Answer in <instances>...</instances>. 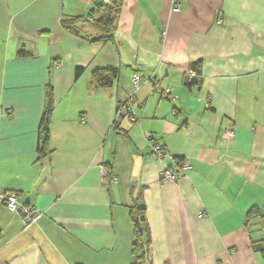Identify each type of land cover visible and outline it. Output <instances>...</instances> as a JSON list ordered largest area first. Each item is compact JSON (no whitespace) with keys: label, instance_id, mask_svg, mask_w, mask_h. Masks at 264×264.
Segmentation results:
<instances>
[{"label":"crops","instance_id":"crops-1","mask_svg":"<svg viewBox=\"0 0 264 264\" xmlns=\"http://www.w3.org/2000/svg\"><path fill=\"white\" fill-rule=\"evenodd\" d=\"M135 73L174 99L143 84L132 122ZM147 133L184 178L161 181ZM0 187L43 213L0 203V264H133L138 208L151 264H264V0H0Z\"/></svg>","mask_w":264,"mask_h":264},{"label":"built area","instance_id":"built-area-1","mask_svg":"<svg viewBox=\"0 0 264 264\" xmlns=\"http://www.w3.org/2000/svg\"><path fill=\"white\" fill-rule=\"evenodd\" d=\"M179 8V3L175 1L173 3L172 10L178 11ZM95 19L96 17L93 15L89 17L90 21H94ZM221 22L222 20L220 19L219 23ZM165 33L166 31L163 30L162 34L165 35ZM131 82L134 87V92L119 105V111L123 109L127 115V118L132 122H137L139 120L136 111L137 102L135 98V91H137L143 84H151L154 86L155 91L160 93V95L167 100L174 99L172 91L170 89H162L160 86V80L155 75L144 77L139 73H135L131 78ZM84 119L85 117H83V120ZM234 133L235 132L232 129H228L224 136L230 139L234 136ZM146 137L148 141L151 142V148L156 159L162 165L160 176L162 182H177L178 180L184 178L186 174L193 168V165L189 159L184 157L182 159L174 156L165 145L154 138L152 133H147ZM102 172L103 175H107V171L105 169H103ZM116 181L117 178H113V182ZM18 198V194L15 191H7L0 187V203L5 205L10 211L20 213L26 226L38 221V219H40V217L43 215L42 211L28 204L20 203ZM205 215V212L199 213L200 218L204 217Z\"/></svg>","mask_w":264,"mask_h":264},{"label":"trees","instance_id":"trees-1","mask_svg":"<svg viewBox=\"0 0 264 264\" xmlns=\"http://www.w3.org/2000/svg\"><path fill=\"white\" fill-rule=\"evenodd\" d=\"M104 6H106V4L100 5L98 6V8L95 7L93 12L94 14H92L94 17H96L94 21L101 22L102 20H104L103 18H99L97 16L99 14L98 10ZM106 12H109L107 8H106ZM109 17L110 15L107 16L106 22L110 21ZM82 71L83 68L78 67L76 74L80 75ZM107 72H111L114 78L118 76V70L115 69L96 70L94 71L93 75H94V79L97 82V86L106 87L112 84L111 78L113 77H109L106 74ZM50 111H51V104L48 103L46 107V113L43 117L42 138L39 146L40 154L42 157H46L51 153V149L49 147V142H48ZM179 158L183 159V157H179ZM132 221L134 224V234H135V241L133 243V248H132V253L134 256L133 264H151V255H150V247H149L151 236H150V229H149V224L147 221L145 209L138 208L137 210H135L132 215ZM263 255H264V251H263Z\"/></svg>","mask_w":264,"mask_h":264}]
</instances>
